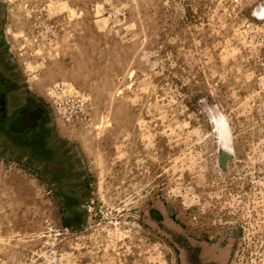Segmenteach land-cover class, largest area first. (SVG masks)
I'll list each match as a JSON object with an SVG mask.
<instances>
[{
  "label": "rangeland",
  "instance_id": "rangeland-1",
  "mask_svg": "<svg viewBox=\"0 0 264 264\" xmlns=\"http://www.w3.org/2000/svg\"><path fill=\"white\" fill-rule=\"evenodd\" d=\"M0 36L70 159L0 144V264H181L163 226L264 264V0H0Z\"/></svg>",
  "mask_w": 264,
  "mask_h": 264
},
{
  "label": "water",
  "instance_id": "water-1",
  "mask_svg": "<svg viewBox=\"0 0 264 264\" xmlns=\"http://www.w3.org/2000/svg\"><path fill=\"white\" fill-rule=\"evenodd\" d=\"M10 68L0 50V144L11 156L23 157L31 166L61 179L70 159L60 149L51 113L43 102L26 90ZM32 124L38 128V133L32 134ZM147 216L152 223L163 221L157 209H151ZM157 228L176 245L181 264H225V260L213 254L214 249L187 238L173 226Z\"/></svg>",
  "mask_w": 264,
  "mask_h": 264
},
{
  "label": "bare ground",
  "instance_id": "bare-ground-1",
  "mask_svg": "<svg viewBox=\"0 0 264 264\" xmlns=\"http://www.w3.org/2000/svg\"><path fill=\"white\" fill-rule=\"evenodd\" d=\"M10 50H11V48H10ZM219 120L217 118H215V123L214 124L218 128V130L220 131L221 130V123L219 122Z\"/></svg>",
  "mask_w": 264,
  "mask_h": 264
},
{
  "label": "flooded vegetation",
  "instance_id": "flooded-vegetation-1",
  "mask_svg": "<svg viewBox=\"0 0 264 264\" xmlns=\"http://www.w3.org/2000/svg\"><path fill=\"white\" fill-rule=\"evenodd\" d=\"M34 132L38 133V128H36V126L32 124V134H34Z\"/></svg>",
  "mask_w": 264,
  "mask_h": 264
}]
</instances>
